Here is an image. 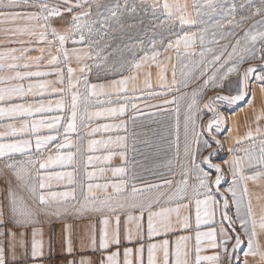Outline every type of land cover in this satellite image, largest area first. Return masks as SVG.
I'll return each mask as SVG.
<instances>
[{
	"label": "snow or ice",
	"instance_id": "1",
	"mask_svg": "<svg viewBox=\"0 0 264 264\" xmlns=\"http://www.w3.org/2000/svg\"><path fill=\"white\" fill-rule=\"evenodd\" d=\"M137 25L147 44L140 39L113 45L117 33L122 40ZM94 71L97 78L119 79L90 83ZM230 76L237 77L229 81L234 94L209 96L200 104L207 90L221 88ZM253 78L264 93V0H0V264H55L52 236L46 249L44 234L45 225L51 234L57 223L60 264H121L122 217L124 241L138 237L139 244L124 247L123 264H144L145 215L149 240L175 236L148 243L147 264H264V107L253 109L243 135L230 136L229 158L219 155L229 139L223 133H238L239 126L227 127L217 102L245 100ZM190 86L191 92L161 101L176 105L174 138L168 142L174 159L151 167L133 160L129 167V151L145 159L154 148L159 151L147 133L131 146L127 136L91 138L127 132L128 123L140 117L151 121L167 110L148 101ZM45 94L58 98L45 101ZM136 101L159 112L146 115ZM181 102H186L182 152ZM129 111L127 121L95 123ZM101 149L107 154L93 155ZM115 155L125 166H102ZM68 168L73 170H57ZM222 184L228 186L221 192ZM193 206L194 246L191 235L177 234L192 229ZM77 220L87 221L79 259L72 240ZM89 251L99 258L86 255Z\"/></svg>",
	"mask_w": 264,
	"mask_h": 264
},
{
	"label": "rangeland",
	"instance_id": "2",
	"mask_svg": "<svg viewBox=\"0 0 264 264\" xmlns=\"http://www.w3.org/2000/svg\"><path fill=\"white\" fill-rule=\"evenodd\" d=\"M137 20L139 18H136ZM128 23H134L136 21L132 19L127 20ZM144 24L148 25L149 21L148 19L145 18ZM59 26V25H58ZM193 31L196 29L193 28ZM143 26L137 25V27L131 28V29H126V31L123 33V39H120L119 33L116 34V39L113 41V45L116 43H120L121 45L125 43H135L136 41L143 39L145 44L148 43V37L143 36ZM159 39V37H157ZM166 42V41H165ZM14 46H19V45H14ZM67 47L72 48L73 45L71 42L67 45ZM79 47V45H77ZM38 53H31V55H37ZM138 55H142L143 53L139 52L137 50ZM125 55H129L128 53H125ZM130 58V55H129ZM251 63L259 65L260 61H252ZM73 68H76L77 65L75 62L71 64ZM248 67V64L242 65V69ZM153 83H154V88H155V72L156 69L153 68ZM127 74V73H125ZM179 78V73L177 74ZM119 77L118 75H108L106 77L101 76L100 78H97L95 71L89 76V82L93 83V81H99V80H105V79H110V78H115ZM47 79H54V77H47ZM167 79L169 83L171 82V70L169 69L167 73ZM237 79L236 76H230L228 80H225L221 86V88H210L205 92L203 97L200 99V104L203 105L205 101H207L209 96H215V95H231L234 94V88L235 85H232V91H229V81H235ZM157 91L160 89L156 88ZM188 91L191 92V86L188 89H183L181 88L179 92L174 91L170 95L160 97L155 100H150L148 103L158 105L159 107H163L167 111L162 114L158 115L156 117H152L151 121H145L144 117H140L136 121L135 124H132V135L133 139H139L143 140L144 139V134L147 133L148 136L154 141L155 144L159 146V151H157L155 148L152 150V154L148 157V159H145L143 156H141L138 153L132 152L133 160L135 161H140L143 164L151 167L153 165H162L166 163V161L170 158H175L174 157V149L169 150V141L174 138V133H175V123H176V112L174 111L176 105L170 104V105H161V101L164 99L171 100L173 96H179L182 92ZM57 96L55 95H48L45 94L43 99L45 101L47 100H52L55 99ZM39 99V97H37ZM29 101L32 100V97L28 98ZM17 103L23 102V101H16ZM141 109L144 111V113L147 115L148 113H156L159 112V107L157 108H145L144 104L141 103L140 101H136ZM219 105V111H221L225 117L227 118V127L228 128H233L234 123L238 124L239 126V132L237 133L235 130L229 134L227 131L223 133V137H229V139L224 140V148L220 152V156L223 157V159H228L230 154L228 153V147L231 144V139L230 136H235V135H243L246 127V123H250L253 119L254 112L253 109L256 110V112H259L262 107H264V93L261 92L260 86L258 82L254 81L251 83V90L249 94L245 97V100L238 102L235 105H228L223 102H217ZM186 108V102H181L180 105V113H179V120H180V135H181V152H182V145H183V117H184V111ZM58 114V113H57ZM133 115V113H132ZM211 113H208L204 116L203 120L200 121L201 124L206 123V121L209 119V116ZM155 130V132H153ZM166 137V138H165ZM222 137V138H223ZM132 139V143H133ZM137 148H142L143 145L141 144H136ZM207 153L204 152L201 155H206ZM214 162H221L220 160H216ZM223 166V165H222ZM159 171H165L166 169L164 168H159ZM137 171L141 175L149 176V174L143 169L137 167ZM225 176L228 179V182H231V177L230 174L227 172V169H225ZM214 177V173H213ZM152 178L151 180L155 181L156 178L149 176V179ZM171 178V177H169ZM0 185H3V181L0 180ZM228 184H222L221 192L223 191L224 187H227ZM219 195V193L217 194ZM227 195V194H225ZM229 199V206L231 203V197H228ZM230 214H231V207H230Z\"/></svg>",
	"mask_w": 264,
	"mask_h": 264
},
{
	"label": "crops",
	"instance_id": "3",
	"mask_svg": "<svg viewBox=\"0 0 264 264\" xmlns=\"http://www.w3.org/2000/svg\"><path fill=\"white\" fill-rule=\"evenodd\" d=\"M113 79H119V77H115V78H110V79H105V80H99V81H93V83H107L109 82L110 80H113ZM92 83V82H91ZM58 97H56L55 99H57ZM55 99H52L53 101ZM103 99H107V98H103ZM113 100H115V96L112 97ZM105 107H108L109 105L105 104L104 105ZM110 106H117L115 103H113L112 105ZM57 114V113H55ZM59 114V113H58ZM132 115V112L129 111L128 113H126L125 116L123 117H119L117 119H108V120H98L96 121L95 123H119L120 120H125L127 121L129 116ZM95 126V125H93ZM127 128H128V131L125 132L123 131L122 129L121 130H114L113 132L111 133H97L95 134L93 137H91L92 139H100V138H105L107 139V137L109 135L115 137L116 135H121V136H127L128 137V144L131 146L132 145V139H133V135H132V123H128L127 125ZM87 147V139L85 140V148ZM115 151L119 152L120 149H116ZM107 153L101 149L100 151H97L96 153H93V155H99V156H102V155H106ZM88 155V153H85V157ZM128 160H129V167L133 166L132 165V161H133V156H132V151H129L128 152ZM20 158V157H18ZM104 167H108V168H111V167H122V166H125L122 164L121 162V158L119 155H115L113 156L112 160L107 164V165H102ZM57 170H66V171H72L73 169L72 168H68V169H57ZM89 171L93 170L91 167L88 169ZM83 171V169L81 168V172ZM106 175L110 178V179H115L111 176V172L108 171L106 173ZM152 179V178H150ZM102 182V181H101ZM138 183H140L138 181ZM0 187H3V185H0ZM252 187V185L250 184V188ZM54 191H62L64 190L63 188H57V187H54L53 188ZM255 191H259L258 189H254ZM230 207H231V214H234V207L231 205L230 203ZM187 214V213H186ZM217 219H219V213H217ZM87 221L85 222H81L79 220L75 221V228H74V234L72 236V240H73V245L74 247L76 248L77 250V253L78 255L76 256L77 259H79V253H80V244H81V240L84 239V223H86ZM69 223H73L72 220H69ZM191 223H192V229L190 231H186V232H177L178 235H191L193 237L192 239V244L193 246L195 245V208L193 206L192 210H191ZM48 226L45 225V234H44V240H45V247L47 249V243H48V240H49V236L51 235L52 236V242H53V245H54V248H55V254H56V261H55V264H60V260H59V256H60V250H61V244H62V236H61V228H60V225L57 223L54 227V230L53 232L50 234L47 230ZM98 228L99 226L97 225V245L99 243V232H98ZM201 231H206L207 230V226H202ZM172 239L174 240L175 239V236H168V237H156V238H153L152 240H149L148 236H147V216L145 215V218H144V240H143V243H144V264H147V245L148 243H155L157 242L158 240H161V239ZM30 239V237H29ZM121 239H122V245L119 249L120 251V262L121 264H123V250H124V247H130V248H133L135 249L136 247L139 246V244L137 243V240H138V237L137 238H134L133 241L131 243H128L127 241H124L123 239V217H122V223H121ZM111 251H116V248L115 246H112ZM205 254H210V252H207ZM86 255H89V256H92L93 259H98L99 256H100V253L97 252V253H92V252H87ZM69 259H71V257H69ZM133 260H134V256H133ZM45 264H48V262H45Z\"/></svg>",
	"mask_w": 264,
	"mask_h": 264
}]
</instances>
